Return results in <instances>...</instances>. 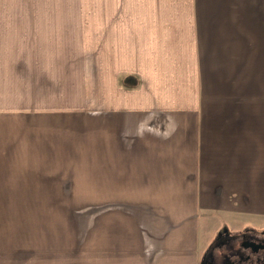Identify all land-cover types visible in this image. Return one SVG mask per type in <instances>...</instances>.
<instances>
[{
  "label": "crops",
  "instance_id": "0c3cea01",
  "mask_svg": "<svg viewBox=\"0 0 264 264\" xmlns=\"http://www.w3.org/2000/svg\"><path fill=\"white\" fill-rule=\"evenodd\" d=\"M101 3L0 10V50L77 49L85 32L84 47L117 66L101 108L105 182L167 194L127 203L141 226L135 264H200V210L264 224V0Z\"/></svg>",
  "mask_w": 264,
  "mask_h": 264
},
{
  "label": "rangeland",
  "instance_id": "374dc122",
  "mask_svg": "<svg viewBox=\"0 0 264 264\" xmlns=\"http://www.w3.org/2000/svg\"><path fill=\"white\" fill-rule=\"evenodd\" d=\"M95 3L0 0V10L83 12L101 7V0ZM57 35V41L65 39L64 33ZM86 36L78 33L77 49L0 50L7 53L0 57V264H135L141 226L127 203L150 201L149 196L166 203L160 199L165 193L109 191L104 166L110 151L101 108L104 87L109 92L119 77L113 71L117 66L102 64V50L84 47ZM34 37L38 40V34ZM117 202L123 209L114 207ZM199 214L208 217L195 227L202 256L218 233L264 231L261 218L229 221L213 211ZM175 251L183 249L177 244Z\"/></svg>",
  "mask_w": 264,
  "mask_h": 264
},
{
  "label": "flooded vegetation",
  "instance_id": "af4514ba",
  "mask_svg": "<svg viewBox=\"0 0 264 264\" xmlns=\"http://www.w3.org/2000/svg\"><path fill=\"white\" fill-rule=\"evenodd\" d=\"M200 264H264V231L249 229L237 235L215 236Z\"/></svg>",
  "mask_w": 264,
  "mask_h": 264
}]
</instances>
